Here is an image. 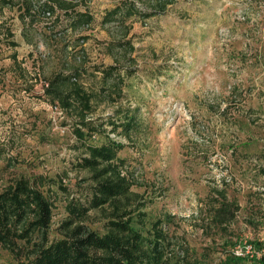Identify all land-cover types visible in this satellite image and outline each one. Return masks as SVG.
Wrapping results in <instances>:
<instances>
[{
    "label": "rangeland",
    "instance_id": "obj_1",
    "mask_svg": "<svg viewBox=\"0 0 264 264\" xmlns=\"http://www.w3.org/2000/svg\"><path fill=\"white\" fill-rule=\"evenodd\" d=\"M116 1L72 0L94 15L91 26L58 31L44 21L26 32L30 40L15 10L0 12V25L13 31L0 34L2 182L42 175L79 196L89 181L72 168L81 154L77 120L43 89L54 73L72 68L82 70L85 89L106 86L88 67L118 65L121 96L93 103L87 119L103 122L116 108L136 113L129 136L114 133L124 145L118 155L131 171L130 191L146 203V221L164 211L174 217L167 264L181 256L190 264H264V0H173L153 18L98 25L99 12ZM56 197L50 238L60 237L65 216L58 189ZM212 199L229 204L222 223L208 222ZM88 217L98 228L100 214ZM0 264L21 259L0 247Z\"/></svg>",
    "mask_w": 264,
    "mask_h": 264
},
{
    "label": "trees",
    "instance_id": "obj_2",
    "mask_svg": "<svg viewBox=\"0 0 264 264\" xmlns=\"http://www.w3.org/2000/svg\"><path fill=\"white\" fill-rule=\"evenodd\" d=\"M171 1L118 0L99 12L98 25H122L130 19L153 18L156 13H163L165 4ZM4 8L16 11L26 39L29 37L26 32L35 30L44 21V25L58 31L91 26L94 21L87 6L78 8L72 0H0V12ZM2 27L6 37H13L12 29L2 23L0 34ZM7 44L17 45L10 39ZM11 57L14 59L16 55ZM88 68L99 72V79L106 86L85 89L79 82L84 79L82 70L72 68L54 73L46 82L43 94L50 103H58L69 114L74 112L77 122L72 130L79 140L81 154L72 168L85 170L89 182L81 187L79 196L73 197L68 194L67 185L42 175L21 173L5 182L0 177V247L21 259V264H167L172 254L168 229L173 226L174 217L164 211L146 221L142 211L146 203L130 191L131 171L124 169L125 159L118 155L124 145L115 139L114 133L129 136L138 124L136 113L128 108L123 111L116 108L113 116L103 122L87 119L93 103L113 102L121 96L122 68L101 64ZM125 70L133 74L132 69ZM106 124L107 131L102 129ZM96 135L102 137L98 144L86 142ZM57 189L65 197V216L56 229L60 237L50 238ZM209 204L206 209L209 223H222L231 216L229 204L218 199H212ZM215 204L219 206L215 208ZM90 211L101 216L96 229L85 222ZM175 258L177 264H190L183 256Z\"/></svg>",
    "mask_w": 264,
    "mask_h": 264
}]
</instances>
